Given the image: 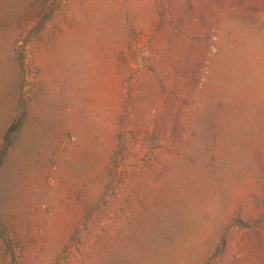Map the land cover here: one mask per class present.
<instances>
[{
  "label": "rangeland",
  "instance_id": "obj_1",
  "mask_svg": "<svg viewBox=\"0 0 264 264\" xmlns=\"http://www.w3.org/2000/svg\"><path fill=\"white\" fill-rule=\"evenodd\" d=\"M0 264H264V0H0Z\"/></svg>",
  "mask_w": 264,
  "mask_h": 264
}]
</instances>
